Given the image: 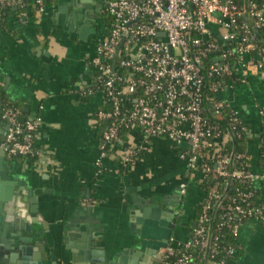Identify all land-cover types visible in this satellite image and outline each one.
I'll list each match as a JSON object with an SVG mask.
<instances>
[{
    "label": "built area",
    "instance_id": "1",
    "mask_svg": "<svg viewBox=\"0 0 264 264\" xmlns=\"http://www.w3.org/2000/svg\"><path fill=\"white\" fill-rule=\"evenodd\" d=\"M101 1L110 22L96 37L87 63L92 86L83 91L100 95L101 107L91 114L93 127L102 125L96 165L120 150L127 170L153 139L168 140L185 165L181 195L194 185L201 199L187 238L171 236L153 264H228L240 229L250 221L264 226V151L256 140L264 108L257 111L256 137L221 96L249 71H264L252 32L264 30V0ZM36 3L38 12L46 9L42 0ZM6 6L23 7L25 0H0V8ZM207 23L220 26V37ZM0 118L8 124L0 141L5 155L42 153L36 148L39 116L23 117L6 105Z\"/></svg>",
    "mask_w": 264,
    "mask_h": 264
},
{
    "label": "crops",
    "instance_id": "2",
    "mask_svg": "<svg viewBox=\"0 0 264 264\" xmlns=\"http://www.w3.org/2000/svg\"><path fill=\"white\" fill-rule=\"evenodd\" d=\"M87 1L94 0H56L36 20L13 13L6 17L7 27H0V88L5 103L18 104L25 117L41 118L36 148L42 151L31 161L21 156L11 160L0 149V172L6 162L10 179L17 182L16 194L26 196L19 187L35 193L45 223L41 231L54 240L58 264H90L79 248L64 249L68 231L94 234L92 239L120 247L131 243L138 234L136 221L144 203H158L163 210L172 206L178 214L172 237L184 241L201 199L194 185L181 195L185 165L174 145L163 138L153 139L127 170L121 168L120 150L110 152L97 167L98 137L91 114L100 95H87V100L82 96L92 86L93 72H88L86 61L93 48L88 50L65 32L71 13L78 6L86 7ZM207 27L220 37V26L207 23ZM221 96L240 110L256 136L257 111L264 108V71H249L244 82L234 83ZM7 128L0 118V137ZM253 143L249 142L252 152ZM73 227L76 230L70 231ZM236 244L239 253L228 264H264V226L246 223ZM46 245L47 253L52 249Z\"/></svg>",
    "mask_w": 264,
    "mask_h": 264
},
{
    "label": "water",
    "instance_id": "3",
    "mask_svg": "<svg viewBox=\"0 0 264 264\" xmlns=\"http://www.w3.org/2000/svg\"><path fill=\"white\" fill-rule=\"evenodd\" d=\"M91 7L90 1L86 2L84 8L78 6L77 10L71 13L72 18L68 19L65 32L73 31L71 26L78 21L84 25L88 17L87 9ZM77 31L81 38L83 30ZM252 32L260 38L256 29L252 28ZM78 41L85 42L83 38ZM261 43L264 46V38H261ZM88 72L91 73V70ZM4 137L5 134L0 137V141ZM1 151L5 156L6 152L2 149ZM8 168L5 162V170L0 172V264H58L53 248L54 240L48 239L41 231L45 223L39 212L35 193L19 187L26 196L16 194L17 182L10 179ZM139 209L140 214L136 221L137 237L124 247L106 243L103 239L96 241L92 239L94 234L90 236L87 233L68 231L64 238L66 239L64 249H71L72 246L79 248L80 253L84 254L85 260L90 264H153V256L158 249L165 246L174 235L178 227V214L174 212L172 206L163 210L160 204L153 202L144 203ZM80 228L83 229L82 226ZM73 230L76 228L70 229ZM44 244L52 250H47L46 253Z\"/></svg>",
    "mask_w": 264,
    "mask_h": 264
},
{
    "label": "trees",
    "instance_id": "4",
    "mask_svg": "<svg viewBox=\"0 0 264 264\" xmlns=\"http://www.w3.org/2000/svg\"><path fill=\"white\" fill-rule=\"evenodd\" d=\"M42 2H43L44 7L47 9V8H51L56 3V0H42ZM38 9H39V5L36 3V0H25V6L16 7V10H14V11H13V6L1 7L0 8V27L3 28V29L7 27L6 17L8 15L13 14V13L15 15H21V13L25 12V14L27 16H29L32 20H36L38 14H39ZM243 21H244L243 18H240V22H243ZM258 32L260 34V39L258 37H256L255 35H253V39H254L253 41L259 46V48L261 49V54L264 57V46L261 43V38H264V30H258ZM0 92H1V97L3 99L2 102H0V108L4 107L6 105H10V106L19 108L18 104H16V103L6 104L5 100H4V92H3V90L1 88H0ZM87 95L82 93L83 98L86 99V100H87V97H88ZM98 107L100 108L101 104ZM21 114H22L23 117H25L23 112H21ZM94 129L96 131V135L98 137V141H100L101 133H102V125H97L96 127H94ZM258 134L259 135L256 138V140L257 139L260 140V151H264V125H262L261 130L258 132ZM122 135H123L122 139H125L124 132L122 133ZM243 137H246L245 133H243ZM243 148L244 147H240V149H243ZM111 150H113V149H111ZM139 156H141V155L139 154ZM29 159L32 161L31 157H29ZM192 219L193 218H191L189 220L188 227L191 226ZM230 243L235 244V241L231 240ZM238 253L239 252H237L236 256L238 255Z\"/></svg>",
    "mask_w": 264,
    "mask_h": 264
},
{
    "label": "flooded vegetation",
    "instance_id": "5",
    "mask_svg": "<svg viewBox=\"0 0 264 264\" xmlns=\"http://www.w3.org/2000/svg\"><path fill=\"white\" fill-rule=\"evenodd\" d=\"M104 9V2L101 0H94L91 9H87L88 17L85 24L82 25L79 21L74 25L72 24L71 29H73V31H70L69 37L75 41L83 38L85 41L84 44L87 46L88 50H91L96 41V37L100 33H106L108 30L110 20L109 17L105 15ZM77 29L83 30L81 38ZM86 63H88V60ZM87 67L91 70L89 66Z\"/></svg>",
    "mask_w": 264,
    "mask_h": 264
}]
</instances>
